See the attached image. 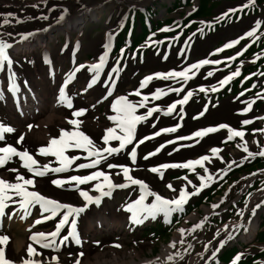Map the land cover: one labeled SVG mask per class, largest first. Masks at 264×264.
<instances>
[{
    "label": "bare ground",
    "instance_id": "bare-ground-1",
    "mask_svg": "<svg viewBox=\"0 0 264 264\" xmlns=\"http://www.w3.org/2000/svg\"><path fill=\"white\" fill-rule=\"evenodd\" d=\"M142 1L143 0H138L137 2L140 3ZM126 2L132 3L134 0H126ZM106 3L107 2L99 3V5L96 0H0V40H4L8 44L17 40V42H15L13 55L6 49L9 59L12 61L11 65H9L7 61L0 63V125L14 129L13 132L2 133L4 135L3 139H0V147L8 144L20 151L27 149L29 154L33 156V159L37 160L39 165L42 166L44 164H48L49 168L58 167L59 162L55 156L51 154H48L47 156L39 154L36 149L40 146H46L50 138L58 137L59 129L61 128L65 129V131L76 130V126L69 124L67 122L68 120L77 119L78 121H82V123L78 126L79 130L83 131L97 147H100L103 145L101 137L104 134V130L109 127H114V122L109 120L108 117L116 115L115 110L112 108V103L117 97L124 96L128 101L134 104H139L143 97H147V99L143 102V107H136V115H144L149 107H156L157 109L160 107V110L158 109L150 116H147L145 120L136 124L133 133L134 142L126 145L124 150L106 157L105 160H102L100 164L95 165L93 168H76V164L88 163L92 157H88L87 152L83 148H65V156L77 157V159L73 160L72 164L68 166L67 171L62 173L49 172L46 173L45 177H36L34 185L29 186V190L38 191L42 195L55 199L61 203L72 204L73 206L79 207L83 205L84 201L83 198L79 196L75 188L70 186L57 188L50 183V180L55 178H66L67 176L72 175H87L91 171L99 169L100 171L107 173L113 183H125L123 174L119 168L107 167L108 164H123L129 167V175L133 178L143 180L149 186L151 191H155L166 198H171L174 195L172 191H170L167 187L163 190L157 185L160 182H165L166 173L169 172L172 167L161 169L159 173H152L148 171L149 168L160 164H181L188 160H194L198 158V156H196L198 152H202L203 155L209 156L211 163L208 161L203 162L204 166L207 168L212 169L214 167H223L224 170L225 168L231 167L230 161L236 159L238 151L228 148H220L218 146L222 136L224 135L222 130L218 129L217 131L208 133L203 137H192L191 139L178 140L177 137H191V134L194 131L202 128L214 127L217 124L226 122L231 128L237 130V123L240 116L237 114L236 110L239 106L240 99L230 98L220 102L218 106H212L210 105L208 98L203 104H195L191 110L186 109L189 103L187 100L183 105L177 104L171 113L165 115L167 105L179 99H183L186 92L190 91L193 95H200L201 92L209 94L213 91L211 89L220 84L219 82L223 78L214 82L213 85H200L202 81H196V75L198 74V76H200L203 72H205V77L210 78L208 77V73L211 72L208 69L204 70V66L202 65H200V69L198 68L195 70V75H192L193 70H191V73L188 72L189 78L185 84H183V87H180L183 81L179 78H177L178 81L170 78L166 80L169 81L166 82V84L153 78L152 80L146 82L143 88H140V81L143 77L134 81L130 79L129 75L127 79L120 78L118 71H112V69L117 67V64L114 65V63H109V49L112 47L111 41L115 34L112 27L114 24L113 17L118 11L114 7L106 10L107 15H109L107 21V27H109V29L99 40L92 41V39L89 38L88 42L84 43L81 39H76L73 43H69L66 48H57L53 53L49 49L51 48L50 42L53 39L51 37V32H48L46 35L38 36L35 41H32L33 35L40 34L41 31L45 30V28L53 21L52 17L55 14H59L61 16V13H63V16L70 13L72 20L65 25L55 27L53 32H62V34L67 36L69 32H73L76 28V32L81 35L83 30L82 25L85 22L87 23V21L89 22L99 19L104 13ZM89 7H91V9L86 10ZM8 13H13L14 15L9 17L7 16ZM119 15L120 14H118V17H120ZM42 17H46L47 19H43ZM5 19L9 22L3 23ZM229 29H232L233 34L235 29H238V25L232 24L230 27L228 26L226 28H222L219 32L209 36L206 40L199 41L195 46V50L192 49L188 51L175 52L173 49H170L167 50L168 54L166 55V58H151L150 62L155 61L154 63H157L162 60H167L168 62L172 58H176L178 60L177 66H179L176 71H181L185 67H188L186 62L181 58L183 54L187 55L189 52L195 55L196 53H205L204 49L212 44L210 41L213 39L215 40L218 34H224L220 37L229 36L231 34L227 33ZM26 33H32V35L22 41L21 34ZM78 38H80V36ZM106 43H110V47L107 51V57L103 62L100 77L97 79L95 84L92 85V87L88 88L87 84L92 76V73L88 72V66L99 62L100 57L105 53ZM71 47L72 50H70ZM82 47L89 48L93 51L95 58L92 61H85L84 63L77 64L75 62V54ZM39 53L46 54L49 57H54L52 60L59 71L57 75L50 72L51 65H48V69L46 70V66H44L45 63L42 61ZM16 58H20L21 60L17 61ZM203 59H198L194 63ZM145 64L148 65L145 68L158 66L150 65L147 60L144 65ZM162 64L164 65L166 63ZM80 65H85V67L76 71ZM107 65H109V67L106 70ZM143 67L135 68L143 69ZM212 71H217V68ZM156 72L165 73V71L159 70H156ZM70 73L72 76L68 81L74 80V78L78 81L81 80L83 83L82 87L78 89H70V86L73 85L70 84L68 89L66 88V85H64L65 78L66 75ZM109 73H112L110 77ZM229 75L230 74L226 76ZM113 76L116 78H113ZM112 79L119 80L120 84H115L116 82L109 84L104 83L105 80L111 81ZM189 80L194 81L192 83L193 88L186 87ZM10 83L13 84L12 90H9ZM62 85L65 90V95L71 98V103L73 105L71 109L57 104L56 98L59 95V89ZM119 85H123L124 87L122 92H118V90H116V87ZM185 87L189 90H184ZM109 88H111V93L108 92ZM169 88H179V91H169L167 90ZM201 88L204 90L201 91ZM137 89L139 90V95L136 94ZM156 89H161L164 93L166 91L168 94L165 96H158L157 99L153 100L151 94L155 92ZM85 97L87 99H85ZM101 102L107 103V119H103V122H99L96 119L98 117L96 106ZM81 108L87 109V111L82 116L74 118L72 116V112ZM177 110L179 111L178 114L175 113ZM204 110L206 111L204 112ZM201 112H203V115H200ZM177 123H181L182 126L175 132H161L159 135L153 136V133L157 132L161 128H171V126L176 125ZM29 124L34 125L30 130L27 128V125ZM21 133L25 134V138L20 144H16V140L19 138ZM146 136L150 137V139L144 140L143 138ZM140 140L143 142L135 143V141ZM168 141H172V143H167ZM108 143L109 146L116 147L118 146L119 141L110 140ZM244 143L248 150L249 147L251 149L253 147H257L256 143L248 141L247 138L244 140ZM161 144H163L164 147L161 148L159 152H155V149ZM133 147L136 148V159L134 162L129 159L127 155ZM213 147L219 149L216 156L209 153V150ZM173 149H175V151ZM227 150L232 154V158L225 160L222 156V152H226ZM242 151L245 152L244 150ZM149 152H155V154L147 159H144ZM23 163L24 162L21 161L19 157L14 156L11 160H9V162L0 166V179H4L9 183H14L16 182L15 178L17 174L24 176L25 178L32 176V173H29L27 169L23 167ZM13 169L15 171H11ZM199 174L203 175L204 172ZM209 174L212 175L213 181L218 175V172L212 173L209 171ZM187 181H191L192 184L195 185H199L200 183L197 176L195 178H188ZM187 181L179 183L178 181L167 180L166 185L169 183L172 184L173 188L177 190L175 194H178V189L182 184L187 190H192V185L188 184ZM211 182L208 183L206 187H208ZM92 183H94V181L79 185V187L81 190L88 191L90 195H96L97 193H95L94 189L91 187ZM128 186H131V184ZM133 186L139 188L138 185ZM124 188H114L111 193L113 194L115 191ZM203 189H201V191ZM131 197L132 196L128 194L127 200L123 205V211H116L117 208L114 210L111 209L108 201H101L99 205H90V208L85 209L84 212L80 213L76 217L75 231L78 237L81 236L80 233L92 236L96 233H101L104 231L103 228L106 227L107 222L109 223V221L112 225L114 224V226H117L118 228L116 229L119 230L122 227V224H124V219L128 218V216L132 214L131 212L126 211L125 206L131 204L138 198L134 197L131 199ZM111 201L113 200L111 199ZM149 202H152V197L150 196L146 198L144 203L146 204ZM16 207L17 205L8 204L5 212L6 214H11L12 218L17 219L19 222L21 221L19 219V215H22L23 213H20L19 215L14 213L13 209ZM35 210L38 213V217L33 220L31 219L26 225L27 227L32 225L34 220L40 219L42 215H47V213L42 214L40 212L38 205H34L31 212H34ZM62 212L63 210L57 214L61 215ZM99 214L104 215L105 219L99 223L100 230H97L96 225L90 223L89 219L91 220L93 216ZM188 219H193V216L190 215ZM237 224L238 223L236 221L224 223L217 230L218 233L216 237H212L210 241L206 242L208 247H203L200 252L195 254L191 251L193 244L181 252H175L173 250V245L178 241L180 235L179 231L178 235L176 237H172L168 244L163 245L161 252L153 258H141L140 254L136 251L132 253L119 251L117 255L111 254L110 256H107V252L105 253V251H107L106 249L108 247L116 252L117 250H122L121 243H109L108 240H104V242H108V244H104L102 242L97 243L91 239V241H84L85 244L76 249V252L65 255L57 254L58 247L55 249H43L40 248L38 244L34 243L33 246L36 248L37 252L40 253V255L35 256L34 259L40 260L41 264H77V254L82 253L79 257V264H195L204 259V252L206 250H210L213 246H215V240L216 238H219L217 236H224L229 229ZM36 225L37 224L32 226V231L23 239H16L13 235L0 230V235H7L9 237L8 241L4 245L6 259L12 261L13 264H21V260L27 258L26 248L30 242L28 237L31 233L49 232L55 229L54 226L48 230L42 231L34 229ZM225 225L227 227H225ZM257 225L258 220L251 222L249 228L242 234V238L244 240L252 239L255 235ZM84 227L86 228L85 230ZM65 228H67V232H64ZM67 234L68 224L60 229V233L58 235L67 236ZM57 241H59V239H57ZM70 241H72V238L68 237V240L64 243ZM58 244L61 245L62 243L59 241ZM117 245L119 246L117 247ZM98 247L102 250L101 252ZM92 252H94L93 258L89 260L88 254H91ZM175 253H178V255H173L172 260L169 261L166 259L167 256ZM52 256H56L57 261H51Z\"/></svg>",
    "mask_w": 264,
    "mask_h": 264
},
{
    "label": "snow or ice",
    "instance_id": "snow-or-ice-1",
    "mask_svg": "<svg viewBox=\"0 0 264 264\" xmlns=\"http://www.w3.org/2000/svg\"><path fill=\"white\" fill-rule=\"evenodd\" d=\"M252 0H249V3H251ZM66 11V9H65ZM236 9H229V12H234ZM13 13H8L7 16L11 17L13 16ZM227 16V13L223 14L219 19H223ZM63 17V13H61V18ZM43 19H47L46 17H42ZM9 21L5 19L3 23H8ZM19 22V21H17ZM203 23V22H201ZM260 26V21H256V24L251 30L245 32L243 35L245 37H252L254 33L256 32V29ZM167 30V29H162ZM25 35H32V33H26L21 34V39L25 37ZM238 41L233 40L229 43H226L223 45V48H229L232 45L236 44ZM11 47L10 44L5 42L4 40H0V63H3L5 61L8 62L9 65H11L12 61L9 59L6 49ZM110 47V43L105 44V53L102 55L99 59V62L94 63L90 66H88V72L92 73L91 79L88 81L87 87H92L93 84L99 79L100 77V71L103 68V62L107 57V51ZM216 52L222 51L221 48H218L215 50ZM121 52H123V49H121ZM236 56L240 55V52H237L235 54ZM227 59H234V57H228ZM219 63V61H213L208 59L200 60L194 64L189 65L188 67H185L181 71H169L167 73H161L156 72L152 73L150 75H146L143 77V79L140 81V88H143L146 84V82L152 80L155 78H164V79H177L186 82L189 78L188 72L189 69H192V75H195V70L200 67V65L204 64H216ZM85 65H80L76 71H78L80 68H84ZM112 73H109L111 75ZM239 74V69H237L236 72L230 73L229 76H225L219 83L223 85L226 83L232 76H236ZM208 75H212L211 72L208 73ZM72 74H67L65 78V83L68 82V80L71 78ZM247 79V77H245ZM105 84L114 83V81H104ZM180 87H183V84L180 85ZM13 84H9V90H12ZM169 91H179V88H169ZM201 91L204 89L201 88ZM213 91L216 89L213 88ZM108 92L111 93V88L108 89ZM136 94L139 95V90H136ZM192 93L186 92L183 96V99H179L171 104L167 105V110L165 112V115L171 113L173 109L176 107L177 104L183 105L189 98V96ZM152 99L155 100L158 98V96L164 95V92L161 89H156L155 92L152 94ZM147 97H143L141 102L139 104H134L130 101H128L124 96H119L116 98V100L112 103V108L115 110L116 115L115 116H109L108 119L114 122V127H109L104 130V134L101 137L103 140V145L100 147H97L93 141L83 132L80 131L78 126L82 121H78L77 119H71L67 122L73 126H76V130L73 131H65V129L61 128L59 129V136L58 137H52L48 140L46 146H40L36 149V151L39 154L47 156L48 154H51L57 158V161L59 162L58 167H52L49 168L48 164L39 165L37 160L33 159V156L29 154V151L27 149H24L23 151L17 150V148L13 147L12 145L5 144L3 147H0V166H3L6 161L11 160L14 156L19 157L21 161H23V167L27 169L29 173H32V176L25 178L24 176H21L17 174L14 183H9L8 181L4 179H0V216H4L6 214L5 210L8 207V204H14L17 205L16 208L13 209V212L16 214L23 213L22 215H19V219L23 221L26 217L29 216L32 208L34 205H38L40 212L42 214L47 213V215H42L40 219L34 220L32 222V225H29L27 230H31L32 226L35 224L41 223L42 220H48L53 216H56L57 213H60L61 210H63L62 214L58 218V222L55 225V229L53 231L49 232H32L31 235L28 237V240L30 241L27 245L26 252H27V258H24L21 260V264H41L40 260L34 259L35 256H39L40 253L37 252L36 248L33 246V244H38L40 248L46 249V248H57V239L61 243L66 242L68 240V237L72 238V242L75 244H80L81 241L75 231V225H76V217L85 211L89 207L90 204H96L99 205L101 203L102 197H107L111 195V192L114 188H124L127 187L129 184L131 185H138L140 189V195L138 198L133 201L131 204L126 205L125 209L126 211L131 212V216H129V221L132 224H139L142 223L143 220L152 218L155 219L158 215H162L167 222L168 218L174 213V212H182L184 205L187 203L190 197L198 195L201 189L205 188L208 183L212 181V175L209 174V171L206 167H204V161H208L211 163L208 155H201L197 159L194 160H188L181 164H160L155 167H151L148 169V171L152 173H159L161 169L165 168H187L189 171H193L194 166L199 165L201 168H203L204 174L201 175L199 173H196L197 179L200 181L199 185L192 184L191 181H187L188 184L192 185V190L189 191L185 188V186L182 184L178 189V194H175L177 190L173 188L172 184L166 185V187L174 193V195L171 198H166L160 194H158L155 191H151L149 189V186L140 179L133 178L131 175H129L130 169L126 165H113L108 164V168L117 167L120 169L121 173L123 174L125 183H113L112 179L109 177V175L103 171H100L99 169H96L94 171H91L87 175H72L67 176L66 178H55L51 179L50 183L57 188H63L65 186H70L72 188H75V190L78 192L79 196L83 198V205L82 206H73L72 204L67 203H61L55 199H52L50 197H47L45 195H42L40 192L35 190H29V186L34 185L35 178L36 177H45L46 173L54 172V173H62L67 171L68 166L72 164L73 160H76L77 157L75 156H65L64 150L68 147H74V148H83L86 152L88 157H92V159L89 160L88 163L83 164H76V168H93L95 165H98L101 163L102 160H105L106 157L111 156L114 153L120 152L125 149L126 145L132 144L133 141V133L135 130V126L138 122L143 121L146 119L147 116H150L153 112L157 111L158 109L156 107H149L147 112L144 115H136L135 109L136 107H143L144 100H146ZM57 104L66 106L67 108H72L73 105L71 103V98L65 95V90L63 85L59 89V95L56 98ZM251 105L249 104V107ZM94 107V106H93ZM207 107V106H205ZM249 110L248 107H245L243 109L244 112H247ZM87 109L81 108L78 110H74L72 112V116L78 117L82 116ZM200 115H203V112L200 113ZM242 124H248L250 123L249 120H244L241 122ZM34 125H27V128L30 130ZM180 127L179 124H177L175 127L172 128H161L159 132H154L153 136L159 135L161 132H175L176 128ZM218 129H227L228 131V139H232L233 137H243V132L239 130H235L231 128L227 124H219L214 127H207L202 128L197 131H194L191 134V137H177L178 140H184V139H191L192 137H203L204 135L208 133H212L217 131ZM118 130V131H117ZM14 129L11 127H6L3 125H0V139H3L2 133L5 132H13ZM260 131L264 132V129H261ZM25 138V134L21 133L19 138L16 140V144H20ZM144 140L150 139V137H144ZM119 141L118 146L112 147L109 146V141ZM143 141H135V143H142ZM167 143H172V141H168ZM164 145L161 144L159 147L155 149V152H159L161 148H163ZM175 151V149H173ZM245 152H248L247 147L245 146L243 149ZM213 156H216L219 149L213 147L209 150ZM155 152H149L144 157V159H147L148 157L155 154ZM258 155L264 156V147L260 148L259 152L256 153ZM129 159H131L133 162L136 159V148L133 147L131 151L127 153ZM249 156L254 155V153L248 152ZM11 171H15L14 169ZM218 172H222L223 170L218 169ZM102 178V179H101ZM181 179L187 180L186 177H183ZM90 181H94L92 183L91 187L94 189L96 195H90L88 191L81 190L79 185L87 184ZM152 197V202L150 204H145L144 200L147 197ZM261 204H264V201H261L260 204H257L252 211L255 212L257 208L261 207ZM212 208L217 207V205L213 204L211 205ZM239 212L240 210L237 209ZM243 214V213H240ZM9 219L12 218L11 214H8ZM206 219V217H205ZM70 220V223H69ZM203 221H201L202 223ZM66 224H68V234L67 236L64 235H58L60 233V229L63 228ZM200 227V224L193 225V228ZM225 227H227L225 225ZM238 227V226H236ZM183 234L184 230H180ZM187 231L191 232L192 229H188ZM232 233H229L227 238H230ZM9 237L7 235H0V264H13L12 261L6 259L5 257V247L4 245L8 241ZM219 243L222 245L225 243L224 239H221ZM119 245H117L118 247ZM204 247H208V245H204ZM81 254H77L76 260L77 264H79V257ZM173 255H178V253L170 254L166 257L167 260H172ZM215 253H213V256ZM211 259V258H210ZM51 261H57L56 256L51 257ZM233 264H235V260L233 261Z\"/></svg>",
    "mask_w": 264,
    "mask_h": 264
},
{
    "label": "rangeland",
    "instance_id": "rangeland-1",
    "mask_svg": "<svg viewBox=\"0 0 264 264\" xmlns=\"http://www.w3.org/2000/svg\"><path fill=\"white\" fill-rule=\"evenodd\" d=\"M138 0H134V2L132 3H127L126 0H96L97 3H104V2H109L106 4L107 8H117V10H119V12L117 11V13H120L121 11L123 13L126 12V16L128 18V21L131 22L133 16L132 13L133 11H137V9H143V7L145 6L146 8L149 7L148 9L151 12L152 15V19L155 20H160V21H170V22H166L163 24L162 28H159V30H154V33H151L148 38L144 41V43H142L141 45V49H145L146 51H153V53L157 52L160 48L162 49L161 54H165L166 50L165 47H167L168 45L170 46H175L177 45L180 46V44L184 41V39L189 38V37H193V44H192V48L193 50H195V46L197 45V43L199 42V38L197 36L198 35L202 36L204 35L205 37L208 38V35H213L215 32H218L222 26H225L228 24V26H232L233 22L235 21V19L233 18L232 20H230L231 15L233 14V12H229V9H233L235 8V5L233 4L234 1H223L221 2L220 6L218 7V9L216 10V17L217 19H219L223 14L227 13V16L224 18V20L221 21V23H216L213 24L211 23V21L216 20L211 19L209 22L207 23H201V26H198L196 32H191L187 30V26L184 27L186 21L189 20V18L192 16V14L194 13L192 6L189 5H176L175 8H172L171 6L169 7V3H172V0H144V2H140L137 3ZM195 1V0H194ZM240 1V0H238ZM262 9L264 10V7L262 6ZM116 18H113V20H115ZM118 20V19H116ZM106 21H107V15H104L102 17V19H100L98 22H92L89 23L87 26L84 27L82 33H81V40L84 43H87L89 38L92 39V41H96L101 39V37L104 35L105 33V27H106ZM138 27V23H137V18L135 17V29H137ZM216 27V28H215ZM208 28H215V30L208 32L206 31L207 34H205L203 32L204 29H208ZM224 28V27H223ZM162 29H167V30H162ZM236 31V29H235ZM234 31V32H235ZM233 32V33H234ZM227 33H231L232 34V29H229ZM78 34V33H77ZM231 34L229 36H231ZM224 34H218V36L216 37L217 40H211L210 43H212V46H216V44L218 42H221V40L223 41L222 44L225 43V39H227L229 36L227 37H220ZM76 36V33H75ZM74 36V38H75ZM152 36V38H151ZM60 39H62V37H60ZM57 38L55 39V41H53L52 43V48L53 51L56 50L55 48H58V43H57ZM190 41V40H189ZM203 41V40H200ZM15 43V40L13 41ZM116 42V41H115ZM152 44H149V43ZM117 47H114V49L111 51V58L113 59H117V58H121V57H125L126 56V62L127 66H126V71L125 73H122V78L127 79L128 75H130V79L131 80H138L139 76H141V74L149 72L150 70H153L154 68H167L168 66H170V64L176 63L177 59L176 58H172L171 60H169L168 62H166V64H162L161 61L154 63V62H150V59L152 57L155 58L153 54L151 55V51L148 52V55L144 56V59L146 57V59H148L149 57H151L149 60H147L150 65H158V66H154L151 68H145L148 65H143L142 61H141V56L140 59L138 61V59L133 58V52L134 51H138L139 49L134 50L133 52L127 51L126 49L124 50L123 48V52L116 50ZM186 48H188L186 46ZM128 49V48H127ZM179 49V47H178ZM155 51V52H154ZM139 51L136 52L137 55H139ZM174 53V52H173ZM123 54V55H122ZM175 54V53H174ZM79 55L81 56V59H87V57L91 56L90 59H94L95 54L89 50L88 48H84L82 47ZM94 55V56H93ZM203 55L202 53H196L195 54H190L188 56V58L191 60L194 57H199ZM79 59V62H81ZM141 61V62H140ZM123 62V61H122ZM144 67H143V66ZM135 67H143V69L140 68H135ZM229 67V66H227ZM135 68V69H133ZM250 77H253V72L250 74ZM132 81V82H133ZM254 82V79H253ZM78 83H75V87H79L77 86ZM239 83L235 82L234 83V89L237 90ZM119 91L121 92L123 90V87H118ZM222 89H220L217 93L214 94V96H212V102L214 104H216L218 102V97L217 94L222 95ZM252 91H248L247 94H251ZM207 97L206 93H202L200 98L203 101L205 98ZM221 97V96H220ZM230 96H224L222 98V100L227 99ZM85 99H87L85 97ZM198 98L197 97H193L192 96V101H190L189 106L192 107L193 105L196 104ZM221 100V101H222ZM106 103H101L100 105L96 106V112L98 113V117L96 118L97 121L99 122H103V119H106ZM178 114V112H175ZM252 127V126H251ZM260 137H258L259 140H261V142L258 144L260 146H263L262 141H263V136L260 134ZM248 137L250 138V140H254L252 135H248ZM236 141H238V143H236ZM221 146H224L223 148H232V149H238L239 146L243 147L244 146V142H243V138L241 137H235L234 140L231 141V143H228L225 139L223 141H221ZM260 149H254L252 150L251 153H254V155L256 153L259 152ZM198 156L202 155V152H198L197 153ZM252 155V156H254ZM225 158L230 159L232 158V154L227 150L224 153ZM238 158L231 161V168L229 169V172H227L228 174H230V172L232 173L233 171H235V169H238V167L242 164V163H249L250 161H252V156L243 158L245 156V154L242 152L237 154ZM252 157V158H251ZM205 167V166H204ZM198 172H203V168H201L199 165L196 166L195 169H193V171H189L187 168H183L181 170H173L168 172L167 175V179L169 180H179V178H183V177H190V178H195L196 177V173ZM226 174V173H225ZM224 174H220L218 177L221 178ZM223 180V179H222ZM186 181V180H183ZM158 186H160V188L165 189L166 184L165 182H160L158 184ZM248 190L247 186H244L243 188H238V189H231L230 187L228 188H223V191H220L219 196L214 197V201L211 204H201V205H195V209L192 212H188V210L190 209L189 205L191 204V202H198L199 196L201 194H199L198 196H194L192 197V199L190 198V200L187 202L186 206L184 207L182 212H174L177 213L180 217H182L186 212H187V216L184 215V217L179 221L178 224L174 225L172 229H170L169 232L164 233L165 235H161V237H157V238H151V235L148 234V232L154 228H156L157 226V221L159 219H162L164 222L165 219L162 215H158L155 219L152 218H148L143 220L144 221V225L142 229L141 227H136V225L132 224L131 228L134 229L132 230L129 227V222H124L123 225H125V228L121 231H119L118 233L112 234L111 230L118 228L117 226H109L108 229H106V231L102 234L100 233H96L94 234L95 236H93L94 238L99 239L100 241L104 242V240H108L110 242H120L121 243V249L122 250H117L116 252H114L113 249H111L110 247H108L105 251V253L107 252V256H110L111 254H115L117 255L119 253V251H126V252H134L136 251L137 253L140 254V257H154L157 256L162 249L163 245H166L167 243L170 242L171 237L172 236H177V231L179 230V228L181 227L184 232L182 235H179L178 241L174 244V248L173 250L175 252H181L185 249H187L191 244H193L191 251L193 254L200 252L204 245L206 244V242L210 241L212 239V237L214 236L217 226H220L223 222H226L228 219L230 220H238L240 218L243 219V223L244 220L247 222H249L250 220L255 219L254 216L257 213L253 212L252 209L257 205L260 204L261 201H264V187L261 188L258 191H251L248 192L245 191ZM125 192H129L132 195L131 196H139L140 195V190L136 189V188H126L125 190H119L118 194L116 195V206H114V204L112 202H110V208L111 209H116L117 210H122L121 207L124 205V201H125ZM206 192V191H205ZM258 194V196L251 201V199L253 197H255ZM134 198V197H132ZM131 198V199H132ZM251 203L249 207L245 208L246 205L248 203ZM217 205V207L212 208L211 205ZM262 206H264V204H261V207H259V209H262ZM189 207V208H188ZM237 209H239L240 211L238 212ZM36 211V210H35ZM263 212V211H262ZM261 212V214H262ZM36 212H32L30 218H36L37 214H35ZM243 213V214H240ZM193 216V219L189 220L188 217L189 216ZM206 217V219H205ZM58 217L54 218L53 220L48 221L46 224H44L42 227H38L36 229L42 230L44 231L43 228L45 229H50L52 227H54L56 225V223L58 222ZM170 218V217H169ZM168 218L167 222L170 221V219ZM261 219V217H260ZM201 221H203L201 223ZM200 224V227L198 228H193V225L195 224ZM15 226H17L16 228H8L7 230L10 231V233L13 234L14 238L16 239H23L25 238V236H27L29 230L24 231V225H21L20 223H12ZM138 226H140V224H138ZM244 225H241L239 227H234L231 230H229V233H232L230 238H222L225 240L224 244H220L219 242H215V246L212 247L211 250H209L210 253H207L204 256V259L200 262H197L195 264H207V260H210V257L213 256V253H219L224 247L226 248V246H230V244L228 243H235L236 241H238V245H240V238L242 235V228ZM148 227L147 230H145V228ZM192 229L191 232L187 231L188 229ZM241 228V229H240ZM86 228L84 227V230ZM240 229V231L238 232V230ZM130 230H132V233H128ZM64 232H67V228L64 229ZM111 232V233H110ZM81 234V233H80ZM229 235V234H228ZM83 235L81 234L80 241L82 239ZM108 237V238H107ZM228 237V236H227ZM108 244V242H104V244ZM76 246H78L77 248H75ZM79 247L81 246L80 244H75L72 241L67 242L61 244L58 247L57 250V254L59 255H65L68 253H74L76 252ZM101 247V246H100ZM99 248V247H98ZM97 248V249H98ZM238 248V247H236ZM264 249V243H255L254 240L251 241L250 243H247L246 245H243L242 247H239V254L236 255L233 259V261L235 260H240L242 258H248V257H254L256 256L260 251H262ZM76 250V251H75ZM99 251L101 252L102 250ZM95 252V251H94ZM88 254L89 257L88 259H92L93 258V253ZM215 256V255H214ZM213 256V258H214ZM221 259L226 262L229 263L231 256H229L228 258H224L221 257ZM259 260V259H258ZM261 263H264V260L258 261ZM233 263V262H232ZM240 264H251L250 260H241Z\"/></svg>",
    "mask_w": 264,
    "mask_h": 264
},
{
    "label": "trees",
    "instance_id": "trees-1",
    "mask_svg": "<svg viewBox=\"0 0 264 264\" xmlns=\"http://www.w3.org/2000/svg\"><path fill=\"white\" fill-rule=\"evenodd\" d=\"M207 2L209 0H201V2ZM258 241H264V230H261L258 235Z\"/></svg>",
    "mask_w": 264,
    "mask_h": 264
}]
</instances>
